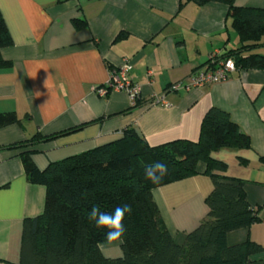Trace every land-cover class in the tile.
Wrapping results in <instances>:
<instances>
[{
  "label": "crops",
  "instance_id": "crops-1",
  "mask_svg": "<svg viewBox=\"0 0 264 264\" xmlns=\"http://www.w3.org/2000/svg\"><path fill=\"white\" fill-rule=\"evenodd\" d=\"M179 2L0 0L14 41L2 50L11 65L0 68V112H16L22 123L0 128V264L19 263L24 220L40 215L46 200V187L27 178L24 149L11 145L37 133L60 134L34 146L32 157L44 170L52 162L117 140L127 129L152 146L175 139L196 141L202 117L212 106L227 111L250 137V148L211 155L226 164L227 177L245 181L246 199L259 207L262 219L229 232L227 243L250 240L264 247V70H235L224 81L167 90L187 81L211 54L238 45L225 5ZM234 3L264 8V0ZM74 19L86 26L76 28ZM255 52L264 55V46ZM123 60L132 64L130 78L140 88L137 105L122 91L98 93ZM162 94L167 104L154 105L153 99ZM203 167L199 164V170ZM211 189L210 177L198 173L152 190L176 243L182 244L206 215L204 200ZM101 249L109 258L122 254L118 241L103 243ZM246 264H264V254Z\"/></svg>",
  "mask_w": 264,
  "mask_h": 264
},
{
  "label": "trees",
  "instance_id": "trees-1",
  "mask_svg": "<svg viewBox=\"0 0 264 264\" xmlns=\"http://www.w3.org/2000/svg\"><path fill=\"white\" fill-rule=\"evenodd\" d=\"M188 2L198 6L215 2L227 8L238 45L218 53L215 63L231 59L236 70H264V55L255 52L264 46V8L237 6L234 0H180L179 6ZM73 22L76 28L86 26L83 20ZM121 36L119 33L117 38ZM13 44L0 10V68L11 65L2 50ZM210 62L208 59L203 66ZM138 102L137 99L134 105ZM14 124L22 125L16 112H0V128ZM59 135L37 133L10 146L24 149L21 158L28 180L46 187L44 211L24 220L18 264H246L264 254V247L253 241L228 245L226 240L229 232L262 220L259 207L246 199L245 181L227 177L226 164L211 155L220 149L250 148L249 135L241 131L227 111L210 107L202 117L196 141L175 139L152 146L136 131L127 129L117 140L52 162L41 171L32 157L34 146ZM260 160L264 163V156ZM239 161L247 164L244 159ZM157 163L166 166L167 171L154 182L145 171ZM201 163L204 167L199 170ZM198 173L212 181L204 200L207 213L178 244L160 214L152 190ZM124 205L131 209L124 216L125 232L112 241L120 242L122 254L109 258L101 249L103 243L109 242L105 235L108 230L95 226L89 219L90 210L95 206L111 213Z\"/></svg>",
  "mask_w": 264,
  "mask_h": 264
},
{
  "label": "built area",
  "instance_id": "built-area-1",
  "mask_svg": "<svg viewBox=\"0 0 264 264\" xmlns=\"http://www.w3.org/2000/svg\"><path fill=\"white\" fill-rule=\"evenodd\" d=\"M217 54L218 53H213L210 55V64L215 63L214 57ZM210 64L203 66L200 70L192 74L187 81L171 84L167 87V90L177 91L181 88L189 90L192 87H201L203 85L224 81L231 72L236 70L234 62L231 59L217 61L213 66ZM131 69L132 64L127 60H123L115 70L111 71L105 86L99 88L98 93L104 96L109 90L122 91L125 92L134 103L140 98V88L131 81ZM152 103L154 105L167 104L163 94L154 98Z\"/></svg>",
  "mask_w": 264,
  "mask_h": 264
},
{
  "label": "clouds",
  "instance_id": "clouds-1",
  "mask_svg": "<svg viewBox=\"0 0 264 264\" xmlns=\"http://www.w3.org/2000/svg\"><path fill=\"white\" fill-rule=\"evenodd\" d=\"M34 162H35V158ZM39 167V165H37ZM41 171H43V168H40ZM157 171L159 172V175H157ZM167 169L166 166L161 165L159 163L155 165L149 166L146 171L145 175L152 179L154 182H157L162 175L166 173ZM130 206L124 205L123 207H116L113 212H103L98 207H92L89 214V219L95 222V226L98 229H107L106 232V239L109 242L115 241L120 239L124 232V216L126 212H129Z\"/></svg>",
  "mask_w": 264,
  "mask_h": 264
}]
</instances>
